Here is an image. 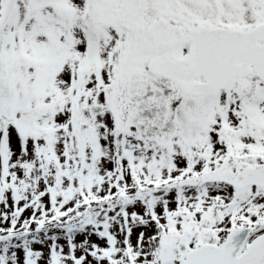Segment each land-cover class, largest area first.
<instances>
[{
	"label": "snow or ice",
	"instance_id": "6c2138e0",
	"mask_svg": "<svg viewBox=\"0 0 264 264\" xmlns=\"http://www.w3.org/2000/svg\"><path fill=\"white\" fill-rule=\"evenodd\" d=\"M0 264H264V0H0Z\"/></svg>",
	"mask_w": 264,
	"mask_h": 264
}]
</instances>
